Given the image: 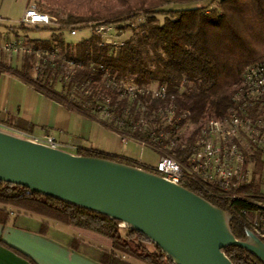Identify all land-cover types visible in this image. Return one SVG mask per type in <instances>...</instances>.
<instances>
[{"label":"trees","instance_id":"obj_1","mask_svg":"<svg viewBox=\"0 0 264 264\" xmlns=\"http://www.w3.org/2000/svg\"><path fill=\"white\" fill-rule=\"evenodd\" d=\"M201 1L26 0L34 5L36 12L48 15L55 23L47 27L18 23L16 27H5V33L16 39L18 31H48V39L22 38L34 50L56 49L74 66L69 70L59 60H54L56 66H41L36 77L31 79L23 58L20 69L12 73L68 111L80 113L115 134L147 143H151L150 137L163 134L166 137L157 138V145L177 161L184 162L193 130L208 119L224 116L231 106V95L242 70L264 61V0H212L208 7H192ZM138 17L139 31L120 45L103 44L93 33L98 26H111L121 32L131 27ZM81 29L91 32L87 38H64L70 36L69 31L76 33ZM102 70L116 84L131 79L142 88L166 85L165 98H142L148 110L141 116L146 121L142 124L138 115L132 116L133 106L127 109L120 92L107 85ZM62 72H66L67 77ZM57 83L60 86L56 90ZM104 99H108V118L101 120L95 114L96 110L103 108ZM168 107L174 111L175 117L180 116L177 130L159 124L157 115L151 116V113ZM115 120H120V124L117 125ZM0 125L24 136L31 132V125L18 118L1 119ZM168 145L169 150L165 149ZM74 154L149 169V166L137 165L135 161L92 148H76ZM254 167L255 172L261 174L262 166ZM259 176L256 181L252 177L247 184L232 191L234 195L231 196L218 189L204 190L192 179H185L179 185L227 213L231 234L235 239L243 240L245 229L253 231L254 218L264 215V195L256 189ZM9 212L14 218L19 215L40 218L42 221L37 225L40 234L47 232L46 222L50 221L106 239L109 242L107 249L93 247L86 251L98 264H133L125 258L140 264H172L142 235L120 228L115 220L36 193H27L20 186L0 183V224L8 220ZM261 241L264 243L263 239ZM70 244L75 249L83 247L76 239L70 240ZM222 252L231 264H261L236 247L225 248Z\"/></svg>","mask_w":264,"mask_h":264},{"label":"water","instance_id":"obj_2","mask_svg":"<svg viewBox=\"0 0 264 264\" xmlns=\"http://www.w3.org/2000/svg\"><path fill=\"white\" fill-rule=\"evenodd\" d=\"M0 183L115 220L172 264H231L222 252L228 247L264 264V243L253 231L235 239L227 213L144 169L80 157L0 129Z\"/></svg>","mask_w":264,"mask_h":264},{"label":"built area","instance_id":"obj_3","mask_svg":"<svg viewBox=\"0 0 264 264\" xmlns=\"http://www.w3.org/2000/svg\"><path fill=\"white\" fill-rule=\"evenodd\" d=\"M18 23L25 26L47 27L53 25L55 20L46 14L36 12L30 5L23 9ZM110 31H112L111 26H98L94 28L93 33L100 37L103 44H112L102 40ZM69 35H75V31H69ZM16 54H22V57L29 58L27 72L31 79L36 77L38 68L41 66H56L54 60H59V63L69 70L74 66L71 61L61 57L56 49L51 51L34 50L18 38L11 40L1 38L0 57L10 58ZM1 64L2 61H0V72L3 69ZM102 72L107 85L120 92L121 97L127 103V109L133 106L131 114L132 116L138 115V121L142 124L146 121L141 116L143 112L148 111L141 101L142 98L150 100L165 98L166 85L162 84L154 89L151 87L142 88L131 79H124L116 84L105 70ZM61 74L67 77L66 72ZM107 104L108 99H104L101 104L103 108L100 111L96 110L97 115H102L101 120L108 118ZM155 115L158 117V123L162 126L178 129L176 123L180 116L175 117V113L170 107L151 113V116ZM115 122L119 125L121 121L115 120ZM0 129L5 130L1 126ZM116 135L123 151L126 147L125 143L129 142L138 147H149L157 154L154 166L148 167L149 169L146 171L177 185L185 179H192L199 182V186L204 190L218 189L228 196L234 195L232 191L250 181L251 171L248 167L253 164L255 159L261 163L262 173H264V61L250 64L242 70L239 83L231 95V106L224 116L208 119L193 130L184 162L177 161L157 145L155 142L157 138L166 137L161 133L156 138L150 137L151 143ZM30 140L62 150L61 145L51 136ZM169 148L170 145L165 147L167 150ZM135 162L137 165H141L139 160H135ZM252 229L260 240H264V215L254 218Z\"/></svg>","mask_w":264,"mask_h":264},{"label":"crops","instance_id":"obj_4","mask_svg":"<svg viewBox=\"0 0 264 264\" xmlns=\"http://www.w3.org/2000/svg\"><path fill=\"white\" fill-rule=\"evenodd\" d=\"M19 62L16 59V63H13L16 68L8 67L2 62L5 68L0 72V120L18 118L31 125L30 134L23 135L24 137L32 139L51 136L61 145L62 150L71 154L74 152L66 148H92L84 147L80 135L73 131L77 112L68 111L12 73L20 69L22 63ZM0 126L4 128L3 125ZM95 150L135 161L125 152L117 154ZM255 165H258V161H254L248 168L251 179L253 177L256 181L259 172H255ZM256 189L264 195V183ZM40 221V218L27 215L14 218V214L9 212L8 220L0 224V264H98L86 251L93 247H109V242L100 236L72 227L59 229L57 223L50 221L46 222L47 232L40 234L37 230ZM72 239L79 240L83 247L73 248L70 244Z\"/></svg>","mask_w":264,"mask_h":264},{"label":"rangeland","instance_id":"obj_5","mask_svg":"<svg viewBox=\"0 0 264 264\" xmlns=\"http://www.w3.org/2000/svg\"><path fill=\"white\" fill-rule=\"evenodd\" d=\"M212 0H203L199 4L192 5L193 6H205L208 7L210 5ZM33 6L31 3H27L26 0H0V34L2 35L3 39L11 40L14 37L5 33V27L14 25L15 27L18 24V19L20 18L23 9ZM35 9V8H34ZM139 18V17H138ZM138 18H135V22H133L129 28H124L121 32L116 30L112 27V31H110L105 38L102 40H106L110 43H120L125 39L130 38L134 33L139 31L137 29V22L139 21ZM160 21V17L158 18ZM19 37L21 41H23L22 36H26L28 39H48L49 38V32L45 30H24V31H18ZM91 32L88 29H81L78 30L75 35L68 36L65 35V39H83L87 38ZM28 47H31L29 43H25ZM118 45V44H117ZM23 58L26 59L27 65L29 64V58L28 57H22V54H16V56L13 57H0V61H2L6 66L11 68H16V59H18L20 64L22 63ZM18 62V61H17ZM59 84L57 83L55 85V89L57 90L59 88ZM152 89L155 88V85L149 86ZM148 87V88H149ZM101 114V113H100ZM95 116L98 119L103 118L102 115ZM77 120V121H76ZM75 120V127L73 131L75 134H79L82 139H80L83 142L84 147H92L94 149H99L101 151L105 152H115L117 154H122L125 152V154L131 156L135 160H139L142 162L144 166L152 167L154 166L156 160H157V154L149 147H138L134 146L133 144L127 142L125 143V150H122V147L118 141L117 135L110 132L107 128H105L103 125L91 121L89 119H86L85 116L78 113V116ZM10 133L17 134L19 136L24 137L23 135H20L16 133L15 131L6 130ZM27 138V137H26ZM64 148V147H63ZM66 150H70L74 152V150L70 148H66ZM262 165L258 163L257 167L260 168ZM259 174V186L260 184L264 183V173L260 172ZM263 191V190H262ZM38 218V217H37ZM59 229H69L66 228V226H62L60 224H57ZM125 260L130 261L133 264H140L136 261H133L131 259L125 258Z\"/></svg>","mask_w":264,"mask_h":264}]
</instances>
